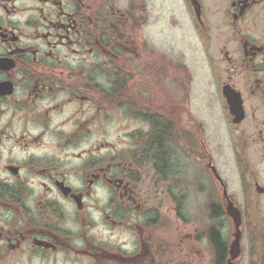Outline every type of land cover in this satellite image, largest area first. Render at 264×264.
<instances>
[{
    "label": "flooded vegetation",
    "instance_id": "af4514ba",
    "mask_svg": "<svg viewBox=\"0 0 264 264\" xmlns=\"http://www.w3.org/2000/svg\"><path fill=\"white\" fill-rule=\"evenodd\" d=\"M164 1L0 0V264H264V0Z\"/></svg>",
    "mask_w": 264,
    "mask_h": 264
},
{
    "label": "rangeland",
    "instance_id": "374dc122",
    "mask_svg": "<svg viewBox=\"0 0 264 264\" xmlns=\"http://www.w3.org/2000/svg\"><path fill=\"white\" fill-rule=\"evenodd\" d=\"M170 1V0H168ZM167 1V2H168ZM151 4H152V16L155 18V22L154 25L158 26V22L160 20V23H163L164 19H165V8L164 5L166 4V2L163 4L160 2V0H150ZM171 4L173 5V7L178 6V11L180 10V6L178 5L177 0H171ZM167 5V4H166ZM181 12V10H180ZM186 23V22H185ZM174 33H172V35L175 36L174 41L176 39H180L181 41L179 42L178 46L179 48H183L184 50L182 52L189 54V56L191 57L192 62H190L191 66H192V72L194 71V80L196 81V83H200L201 80V70L203 68V64L202 61L199 60V62L197 61V58L201 57L198 55L196 48L194 46H188V40L191 39V36L188 32L184 31V27L182 26V24H179V26L174 29ZM195 45V42H194ZM184 59L188 60V56L184 57ZM180 60V59H179ZM195 84V82H194ZM201 89V88H200ZM199 89V90H200ZM198 96L200 98L206 96V90L204 88L201 89V92H199ZM119 120H121V122H115V121H110L108 122V126L105 128L106 132L103 133V135H97L96 137L93 136H89L86 137L84 140H82V144L85 146L86 144H90L91 143V139H95L97 141L98 145H107V144H119L118 142L120 140L123 139V135L121 133H117L115 130H125V129H129L128 127H130V129H133L134 127L137 128L138 124L136 122H130L127 123L126 119L124 118H119ZM112 122V123H111ZM98 130L103 131V127L105 125V122H103V124L101 123V120H98ZM141 128V127H140ZM109 130V131H108Z\"/></svg>",
    "mask_w": 264,
    "mask_h": 264
},
{
    "label": "water",
    "instance_id": "95a60500",
    "mask_svg": "<svg viewBox=\"0 0 264 264\" xmlns=\"http://www.w3.org/2000/svg\"><path fill=\"white\" fill-rule=\"evenodd\" d=\"M193 2V5L196 9H199V5L197 4L196 0H191Z\"/></svg>",
    "mask_w": 264,
    "mask_h": 264
}]
</instances>
